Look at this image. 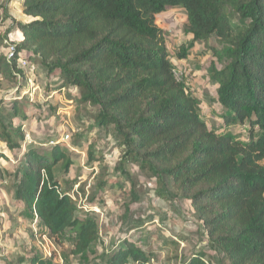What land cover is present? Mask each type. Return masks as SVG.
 Masks as SVG:
<instances>
[{
  "label": "trees",
  "instance_id": "obj_1",
  "mask_svg": "<svg viewBox=\"0 0 264 264\" xmlns=\"http://www.w3.org/2000/svg\"><path fill=\"white\" fill-rule=\"evenodd\" d=\"M8 1L17 10L9 17L15 28L9 43L21 54L10 62L0 54V78L18 88L22 58L58 78V91L74 87L79 104L96 111L95 125L112 128L120 152L117 172L126 175L135 165L160 186L170 180L228 264H264V0ZM175 7L185 11L191 37L176 58L185 60L197 42L218 40L209 78L217 85L223 121L246 123V141L208 128L176 77L155 23L157 15ZM9 108L4 112L0 106V142L12 152L24 141L23 125L14 121L26 116L16 101ZM88 156L89 162L101 160L90 151ZM22 157L14 175L16 206L36 216L50 238L73 235L72 255H83L100 229L94 219L76 217L73 199L54 176L57 166L69 171L68 155L54 145L47 152L30 147ZM147 262L128 240L107 259V264ZM30 264L53 261L32 257ZM184 264L209 263L194 254Z\"/></svg>",
  "mask_w": 264,
  "mask_h": 264
},
{
  "label": "rangeland",
  "instance_id": "obj_2",
  "mask_svg": "<svg viewBox=\"0 0 264 264\" xmlns=\"http://www.w3.org/2000/svg\"><path fill=\"white\" fill-rule=\"evenodd\" d=\"M7 2L10 1L0 0L3 56L15 31L9 17L17 14V10L7 7ZM155 23L163 32L176 77L195 98L207 127L246 141V123L227 126L223 121L217 85L209 78L211 64L216 61L213 53L221 48L218 40L212 36L195 43L187 58L178 61L179 47L191 42L186 33L185 11L169 8L156 16ZM31 67L34 68L22 69L24 77L18 80V88L0 78L2 111H8L9 103L16 101L26 116L25 121H14L23 125L20 150L10 152L0 142V264H30L32 257L52 259L53 264H107L108 257L125 240L143 252L146 264H184L194 254L209 264H228L224 255L209 245L202 224L173 183L167 180L160 186L135 165L126 168V175L117 172L120 152L112 128L95 125L96 111L79 104L78 90L68 86L58 91V78L47 76L41 67ZM54 145H59L71 161L67 173L60 166L54 169L60 189L72 197L76 217L94 219L100 229L96 243L80 256L72 255L73 235L50 238L40 222L34 223V218L16 206L14 199V175L23 166L22 154L30 147L47 152ZM89 151L101 160L89 162Z\"/></svg>",
  "mask_w": 264,
  "mask_h": 264
},
{
  "label": "built area",
  "instance_id": "obj_3",
  "mask_svg": "<svg viewBox=\"0 0 264 264\" xmlns=\"http://www.w3.org/2000/svg\"><path fill=\"white\" fill-rule=\"evenodd\" d=\"M6 51V53H5V59H6V61L7 62H10V61H12L16 56L17 57H20L19 55L21 54V53H18L17 51H16V46L14 45V44H10V43H7L6 44V49H5ZM17 65H18V68H20V69H26V68H30V69H33L34 67H31V65L29 64V63H27L25 60H23L22 58H19L18 60H17ZM69 196H70V194H69ZM71 197V196H70ZM72 198V197H71ZM37 222V218H36V216H35V218H34V223H36ZM48 256L50 257V254H48ZM58 261H56V264H61L60 262H58Z\"/></svg>",
  "mask_w": 264,
  "mask_h": 264
},
{
  "label": "crops",
  "instance_id": "obj_4",
  "mask_svg": "<svg viewBox=\"0 0 264 264\" xmlns=\"http://www.w3.org/2000/svg\"><path fill=\"white\" fill-rule=\"evenodd\" d=\"M18 1V0H17ZM17 4H18V2H17ZM15 30V29H14Z\"/></svg>",
  "mask_w": 264,
  "mask_h": 264
}]
</instances>
